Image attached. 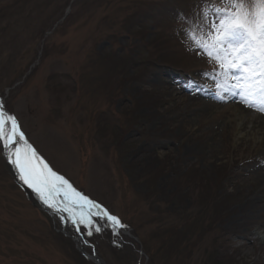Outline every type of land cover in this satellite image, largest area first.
<instances>
[{"label": "rangeland", "instance_id": "1", "mask_svg": "<svg viewBox=\"0 0 264 264\" xmlns=\"http://www.w3.org/2000/svg\"><path fill=\"white\" fill-rule=\"evenodd\" d=\"M72 1L0 0V47L8 38L18 48L2 57L0 92L56 170L139 229L144 244L133 235L139 246L124 243L126 253L99 235L100 262L264 264V112L218 87L220 68L193 33L198 57L164 35L170 23L151 21L150 7L191 1ZM136 13L144 17L131 25ZM174 65L192 69L183 83ZM240 118L253 131L242 139ZM1 150L0 264H97L65 237L77 232L70 220L33 205Z\"/></svg>", "mask_w": 264, "mask_h": 264}, {"label": "snow or ice", "instance_id": "2", "mask_svg": "<svg viewBox=\"0 0 264 264\" xmlns=\"http://www.w3.org/2000/svg\"><path fill=\"white\" fill-rule=\"evenodd\" d=\"M224 3L223 8L211 4L208 11H214L218 21L211 22L209 30L198 38L193 33V44L219 66L223 82L218 87L222 91L238 95L245 105L264 112V0H224ZM195 27L199 29L200 25ZM0 143L24 184L49 208L67 213V218L61 216L62 220H70L77 230L85 226L89 236L93 228L96 232L101 230L95 225L94 216L108 220L114 228L125 227L119 217L52 169L28 142L16 117L3 103H0Z\"/></svg>", "mask_w": 264, "mask_h": 264}, {"label": "trees", "instance_id": "3", "mask_svg": "<svg viewBox=\"0 0 264 264\" xmlns=\"http://www.w3.org/2000/svg\"><path fill=\"white\" fill-rule=\"evenodd\" d=\"M14 7V6H13ZM17 15H20V13H17ZM53 24V23H52ZM51 26V24L50 25H47V26H45L44 25V28H49ZM44 31H46V29H44L43 30V32ZM15 47H16V45L15 44H13V42L10 40V39H5V42L3 43V46L0 48V65L2 64V62H3V60H2V57H3V55L5 54V52L7 51L9 54H11L13 51H16V50H14L15 49ZM6 49H8V50H6ZM14 53V56H16V53L15 52H13ZM2 56V57H1ZM107 57H109L108 55H107ZM106 57V58H107ZM8 66V61H7V63H5V64H3V67L2 68H0V85L2 84V80L4 79V76H6V74L4 75V72L2 71L4 68H6ZM127 67V66H126ZM115 72V71H114ZM124 72H126L127 73V69L124 67ZM109 74V72L108 71H103L102 72V75H108ZM9 85H12L13 83H8ZM99 222H97V224H100V223H104L103 221H101L100 219H97ZM96 219H94V221H97ZM128 225H129V229H130V231L133 233V234H135V235H137L138 237H140L141 239H143L141 236H140V233H139V229L138 228H136L135 227V225H133V224H131V223H129L128 222ZM94 231H95V229H93ZM99 234H101V233H103V232H98ZM184 234V233H183ZM183 237H185V239L187 240L188 238H187V235L185 234V235H182ZM127 242V244L128 245H130V246H134V247H138V244L134 241V240H132L131 238H129V237H126V236H124V235H120V238H119V242L120 243H124V242ZM143 242H144V240H142ZM117 242V241H116ZM125 242V243H126ZM120 243L119 244H117L116 246H117V248L119 247V249H121L122 250V252H124V253H126L125 252V248H122L123 246L122 245H120ZM153 261V263H154V259L152 260ZM150 263V262H149ZM150 264H152V262L150 263Z\"/></svg>", "mask_w": 264, "mask_h": 264}, {"label": "bare ground", "instance_id": "4", "mask_svg": "<svg viewBox=\"0 0 264 264\" xmlns=\"http://www.w3.org/2000/svg\"><path fill=\"white\" fill-rule=\"evenodd\" d=\"M242 105H245V104L242 103ZM245 106H247V105H245ZM247 107H249V106H247ZM237 123H238L237 124L238 126H237V131L236 132H237V138L238 139H242L244 137H247L250 133L253 132V131H251L250 127L248 126L249 122L245 121V119L240 118ZM260 126H261V124L260 125L259 124L255 125V127H257V128L260 127ZM260 129L263 130L264 127H260ZM256 130L257 129H255L254 132H256ZM261 132L263 133V131H261Z\"/></svg>", "mask_w": 264, "mask_h": 264}]
</instances>
